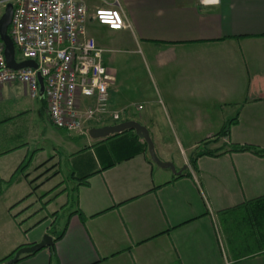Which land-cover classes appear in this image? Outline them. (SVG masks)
Listing matches in <instances>:
<instances>
[{"label":"crops","instance_id":"crops-1","mask_svg":"<svg viewBox=\"0 0 264 264\" xmlns=\"http://www.w3.org/2000/svg\"><path fill=\"white\" fill-rule=\"evenodd\" d=\"M212 1L122 0L131 28L88 25L99 44H117L142 64L145 82L125 85L110 67L119 56L105 57L115 76L110 107L120 122L144 124L175 171L154 163L148 148L102 169L96 149L106 142L68 138L52 124L44 95L31 97L19 82L3 86L0 264L48 233L44 215L67 194L64 161L87 175L74 187L67 224L49 233L53 248L15 264H264L252 216L264 201V155L232 148L264 150V0ZM168 138L185 156L178 165ZM199 139L215 143L193 163ZM38 198L44 208L28 204Z\"/></svg>","mask_w":264,"mask_h":264},{"label":"built area","instance_id":"built-area-1","mask_svg":"<svg viewBox=\"0 0 264 264\" xmlns=\"http://www.w3.org/2000/svg\"><path fill=\"white\" fill-rule=\"evenodd\" d=\"M92 1L0 0L2 13L8 2L14 5L9 34L17 61L32 59L37 63L36 68H10L0 34V99L3 86L16 82L24 84L31 97H38L41 75L52 124L84 136L90 135L93 126L122 119L121 111L110 107L115 76L105 57L114 49L100 45L90 35L88 25L94 22L110 30L131 28L122 0ZM199 1L204 4L210 0Z\"/></svg>","mask_w":264,"mask_h":264},{"label":"rangeland","instance_id":"rangeland-1","mask_svg":"<svg viewBox=\"0 0 264 264\" xmlns=\"http://www.w3.org/2000/svg\"><path fill=\"white\" fill-rule=\"evenodd\" d=\"M92 2H95V0H93ZM95 28H89V32L90 35H94L93 37H98V32L94 30ZM101 45V44H100ZM114 46H117L118 49H114L113 52L109 53L108 55H111L112 58L113 57H117L119 56V60L118 61H113L111 60L112 64H110L111 68H116V70H118L119 72V79L120 80H124L125 81V85L131 83V84H137L139 82H145V75L144 72L138 71L140 66H142V64L139 65L138 63V59L136 55H133L132 53L128 52L127 50H124L123 48H120L119 45L117 44H113ZM122 49V50H121ZM107 55V56H108ZM18 59H21L20 55L17 54ZM144 66V64H143ZM110 70V69H109ZM111 71V70H110ZM112 72V71H111ZM135 98L133 99H125L123 98V101H133ZM112 122H116L115 120H108L106 122H104V124L101 125H105V124H111ZM119 122V121H118ZM100 125V124H99ZM66 136L68 138H72L73 140H78L80 141V143H85V137L86 138H90V136H83V135H79V134H73V136H70V134L72 133H65ZM216 138V136H215ZM106 139V138H104ZM104 139H95L98 140V142H101V140ZM213 140L210 139H199L197 140L199 143V146L197 149L194 150V152H192L190 155V158H192L193 156L195 157L196 153L205 151L206 149H210L213 147V144L215 143ZM183 141V143L186 142V140H180ZM189 141H195V140H189ZM165 142L168 144V147L170 148L171 153L173 154V158L175 159V163L178 165L180 164V162H182L185 159L184 155H181V153L178 151V149L176 148V140L175 138H168L165 140ZM147 150V149H146ZM193 155V156H192ZM64 166H63V175H62V179L63 182L62 184L64 185V191L67 192V194L65 195L64 198L58 200L57 202V206H53L50 208L49 213H45V217L50 218L49 221L47 222V227L49 228L48 233H54L56 231L62 232L64 227L67 224L68 221V214H69V208L73 203H74V199H75V191H74V187L77 186V184L83 179V174L81 171H79L76 168H72V166L70 165L69 162L64 161ZM66 201H69V204H65ZM47 201L45 202H40V198H38V202H35V200L31 202H29L28 204H32V205H36V209L37 208H44L46 205ZM54 203V204H55ZM67 205V209L64 208ZM1 207V205H0ZM56 210H53L55 209ZM62 209H65L63 211H61ZM13 214L18 218V221L22 224L26 222V219L22 216H20V211L18 209H15L13 211ZM24 230L25 231H29V225H24ZM3 234L5 235V237L7 238V233L6 231L3 229ZM10 237L15 238L14 232L12 230H10ZM1 240V238H0ZM16 252V251H15ZM15 252L13 253L12 257L15 255ZM11 258V257H10ZM10 258L6 259L4 262H6L7 260H9ZM2 264V263H1Z\"/></svg>","mask_w":264,"mask_h":264},{"label":"water","instance_id":"water-1","mask_svg":"<svg viewBox=\"0 0 264 264\" xmlns=\"http://www.w3.org/2000/svg\"><path fill=\"white\" fill-rule=\"evenodd\" d=\"M14 11V5L12 2H8L4 8L2 15L0 16V34L1 38L5 45V58L6 63L10 68L13 69H21L25 67H37V63L35 60L28 59L17 61L16 59V46L9 34V27L12 22ZM39 83H40V94L44 95V80L41 75H39ZM126 130H133L138 134L148 145V151L151 157V160L156 163L158 166L163 168H171L172 170H176L175 165L169 161H163L159 158L155 150V144L153 139L151 138L149 129L142 123L135 120H127L122 121L117 124H108L99 127H92L89 130L90 137L93 139H104L108 138L111 135L122 133ZM55 245V238L49 233L44 234L42 239L39 242H36L31 245H26L18 248L15 252V255L11 257L6 262L2 264H15L17 263L22 255H28L36 253L44 248L50 247L53 248Z\"/></svg>","mask_w":264,"mask_h":264},{"label":"trees","instance_id":"trees-1","mask_svg":"<svg viewBox=\"0 0 264 264\" xmlns=\"http://www.w3.org/2000/svg\"><path fill=\"white\" fill-rule=\"evenodd\" d=\"M106 144H101L96 149V156L101 163L102 169L109 168L118 162L130 159L138 154L146 152L147 143L133 130H126L122 133H117L101 140ZM233 150L252 151L254 153L264 155V150L252 145H234ZM196 158H191V162H195ZM87 175H83V179ZM253 208V220L257 223L258 230L262 234L264 240V201L256 203ZM32 254H28L29 256Z\"/></svg>","mask_w":264,"mask_h":264}]
</instances>
